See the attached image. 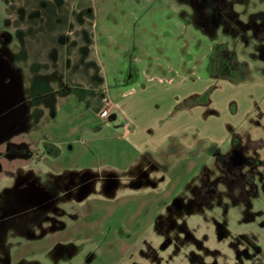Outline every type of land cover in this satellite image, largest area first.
Masks as SVG:
<instances>
[{"label":"crops","instance_id":"obj_1","mask_svg":"<svg viewBox=\"0 0 264 264\" xmlns=\"http://www.w3.org/2000/svg\"><path fill=\"white\" fill-rule=\"evenodd\" d=\"M6 13L14 26L6 94L15 102L0 178L17 195L12 207L23 206L21 195L44 197L40 225L53 227L31 239L29 223L17 224L27 225L19 255L76 264L80 239L99 245L80 264H119L193 179L208 176L214 156L241 143L247 118L264 124L250 117L264 81L211 73L222 39L206 14L192 16L193 26L189 13L162 0H11ZM247 85L239 98L234 90ZM207 91L206 101L191 102ZM173 141L220 152L177 158L161 167V185L109 183L143 169L151 174L153 158ZM248 264H264V250Z\"/></svg>","mask_w":264,"mask_h":264},{"label":"rangeland","instance_id":"obj_2","mask_svg":"<svg viewBox=\"0 0 264 264\" xmlns=\"http://www.w3.org/2000/svg\"><path fill=\"white\" fill-rule=\"evenodd\" d=\"M10 1L0 0L1 164L6 161L4 157L9 152L1 142L10 133L11 108L15 102V99H10L6 94L12 88L9 82L11 68L5 58L9 42L13 39V32L10 31L14 30L6 13ZM162 1L176 12L189 13L187 19L193 26L196 22L192 16L197 17V13L202 19L206 14L207 24L209 20L210 25L215 22L216 28L221 30L220 37V30L216 32L217 40L222 39L212 61L216 71H222L234 79L258 77V80L264 81V77L260 76L264 74V0ZM197 20H201L199 16ZM248 86L234 90V93L240 94L241 98L243 89L245 93ZM221 91L223 93L224 88ZM261 92L264 93L263 90ZM18 99L21 100L20 97ZM250 117L264 122V97L252 109ZM247 119L238 134L241 141L239 152L245 158L242 161L235 160L231 148L218 157L214 156L208 176L202 177V174L200 178L193 179L190 191L179 194L177 200L160 215L158 222L131 246L119 264H248L259 250H264V124ZM230 143L231 141L227 146ZM168 146L153 158L151 174L149 170L143 169L134 174L120 175L109 183L116 184L115 187L123 183L126 188H143L153 182L161 185V181L166 178L165 174L167 175V171L164 172L161 167L169 168L177 158L203 150L213 154L220 152L217 146L205 143L189 149L175 141ZM169 150L171 156L165 155ZM222 160L227 161L224 169L219 167L220 163L224 165ZM1 173L3 171L0 170ZM155 174L157 177L153 176ZM7 181L5 176L0 178V264H54L48 254L19 255L15 252L27 233V225L21 227L17 224H22V221L29 223L31 239L53 230V227L47 226L44 229L42 226L46 219L42 216L44 197L30 195L27 198V195H21L23 202L20 204L23 206L19 207L14 203L12 207L11 199L17 195L8 192L11 189L7 188ZM12 184H16V181ZM34 185L30 182L27 187L30 190ZM204 186L206 188L202 189ZM235 186L237 188L233 193L232 187ZM86 241L78 239L74 242V245L81 247L74 260L76 264L83 261L87 251L95 254L99 252V245Z\"/></svg>","mask_w":264,"mask_h":264},{"label":"flooded vegetation","instance_id":"obj_3","mask_svg":"<svg viewBox=\"0 0 264 264\" xmlns=\"http://www.w3.org/2000/svg\"><path fill=\"white\" fill-rule=\"evenodd\" d=\"M235 143H237L234 147H233V154H234V157H235V160H238V161H242L244 158H245V156L242 154V153H240L239 152V148L241 147L240 145V143L237 141V140H235ZM237 154V155H236ZM223 162H224V165H222V163H220L221 164V169H224L225 167H226V163H227V161L226 160H222ZM221 161V162H222ZM230 168H232V167H230ZM235 169V168H234ZM257 171V170H256ZM254 172H255V170H254ZM253 172V173H254ZM254 186V185H253ZM206 188V186H204L202 189H205ZM233 188V193H235L234 191H236V186L235 187H232Z\"/></svg>","mask_w":264,"mask_h":264},{"label":"trees","instance_id":"obj_4","mask_svg":"<svg viewBox=\"0 0 264 264\" xmlns=\"http://www.w3.org/2000/svg\"><path fill=\"white\" fill-rule=\"evenodd\" d=\"M210 71L213 74H221V75H224V73L222 71L221 72H218V71L215 70V67H214L213 62L210 65ZM208 93L209 92H206L203 96H201L198 99H195V100H193L191 102H195V101H206L207 100Z\"/></svg>","mask_w":264,"mask_h":264},{"label":"built area","instance_id":"obj_5","mask_svg":"<svg viewBox=\"0 0 264 264\" xmlns=\"http://www.w3.org/2000/svg\"><path fill=\"white\" fill-rule=\"evenodd\" d=\"M102 115H103V116H106V112H103Z\"/></svg>","mask_w":264,"mask_h":264}]
</instances>
